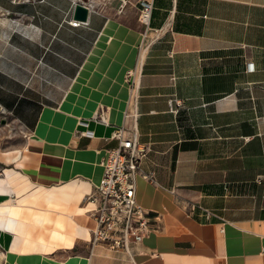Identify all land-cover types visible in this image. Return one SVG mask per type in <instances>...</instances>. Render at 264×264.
Returning a JSON list of instances; mask_svg holds the SVG:
<instances>
[{
  "label": "crops",
  "instance_id": "1",
  "mask_svg": "<svg viewBox=\"0 0 264 264\" xmlns=\"http://www.w3.org/2000/svg\"><path fill=\"white\" fill-rule=\"evenodd\" d=\"M122 2L0 0V171L26 186L11 199L80 190L63 204L84 209L89 236L64 259L44 252L58 262L264 264L260 245L225 258L221 232L264 227V0H154L147 25L137 0ZM78 3L88 12L73 26ZM121 126L147 146L134 186L150 232L131 256L90 254L85 199Z\"/></svg>",
  "mask_w": 264,
  "mask_h": 264
},
{
  "label": "bare ground",
  "instance_id": "2",
  "mask_svg": "<svg viewBox=\"0 0 264 264\" xmlns=\"http://www.w3.org/2000/svg\"><path fill=\"white\" fill-rule=\"evenodd\" d=\"M13 157L8 156L7 161ZM19 180L17 188L15 181ZM23 177L12 169H5L0 177V245L8 264H22L23 254L28 253L30 264H87L88 259L81 256H69L66 262H58L44 255L72 248L76 238H88L89 227L78 221V215L84 217V209L77 208L76 214L68 211L63 204L71 192L80 190L75 185L59 188L35 187L29 193L31 203L24 197L11 199V194L22 193ZM78 195V194H77ZM225 243V258L251 254L258 245L264 246V227L256 231L241 228L221 229ZM200 248L197 247L196 251ZM231 252V253H229ZM188 256L184 262L189 263Z\"/></svg>",
  "mask_w": 264,
  "mask_h": 264
},
{
  "label": "built area",
  "instance_id": "3",
  "mask_svg": "<svg viewBox=\"0 0 264 264\" xmlns=\"http://www.w3.org/2000/svg\"><path fill=\"white\" fill-rule=\"evenodd\" d=\"M127 0H123L125 5ZM139 19L148 24L154 0H137ZM80 21L72 22L78 26ZM133 77L135 72L128 74ZM180 105L176 101V106ZM118 142L116 147L106 150L102 159L103 176L94 193L86 196L93 205L91 216L95 226L91 230L90 254L95 246H104L113 252H125L131 256L133 245L140 243L150 232L149 220L145 209L137 202L134 186L139 163L147 151V146L128 136L121 126L113 133Z\"/></svg>",
  "mask_w": 264,
  "mask_h": 264
},
{
  "label": "rangeland",
  "instance_id": "4",
  "mask_svg": "<svg viewBox=\"0 0 264 264\" xmlns=\"http://www.w3.org/2000/svg\"><path fill=\"white\" fill-rule=\"evenodd\" d=\"M0 177H1V171H0ZM34 190V187H33V189H31V191H29V193H31L32 191ZM13 198H15V197H13ZM75 200L76 199H70L69 201H68V203H69V205H70V208H72V209H75L74 207H76V205H78V203H76L75 202ZM78 202H80V201H78ZM76 203V204H75ZM264 226V225H263ZM76 249L77 248H74V249H72V250H62L61 252H60V254H59V256L61 257V259H64L65 257H67L69 254H74L75 253V251H76ZM4 252H6V250L3 248V247H1V245H0V264H8V263H6V261H5V259H4V256L2 255V253H4ZM262 253H263V250L261 251ZM154 253H152V255H153ZM27 256H29V255H26V254H24L23 255V257L24 258H26ZM51 257H55V255L54 254H52L51 255ZM210 258H211V263L212 264H215L214 262H213V257L210 255ZM254 260V259H253ZM248 264H255V263H248Z\"/></svg>",
  "mask_w": 264,
  "mask_h": 264
},
{
  "label": "water",
  "instance_id": "5",
  "mask_svg": "<svg viewBox=\"0 0 264 264\" xmlns=\"http://www.w3.org/2000/svg\"><path fill=\"white\" fill-rule=\"evenodd\" d=\"M88 12V7L82 3H78L74 8V19L78 21H85Z\"/></svg>",
  "mask_w": 264,
  "mask_h": 264
}]
</instances>
